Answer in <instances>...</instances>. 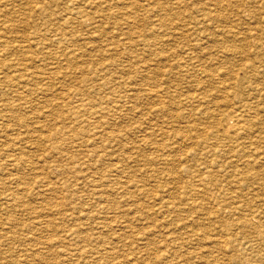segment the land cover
<instances>
[{
  "label": "rangeland",
  "instance_id": "rangeland-1",
  "mask_svg": "<svg viewBox=\"0 0 264 264\" xmlns=\"http://www.w3.org/2000/svg\"><path fill=\"white\" fill-rule=\"evenodd\" d=\"M259 17L264 0H0V264H264Z\"/></svg>",
  "mask_w": 264,
  "mask_h": 264
},
{
  "label": "bare ground",
  "instance_id": "bare-ground-1",
  "mask_svg": "<svg viewBox=\"0 0 264 264\" xmlns=\"http://www.w3.org/2000/svg\"><path fill=\"white\" fill-rule=\"evenodd\" d=\"M251 2H252V1H251ZM251 2H250V3H251ZM257 2H258V1H257ZM261 2H262V1H261ZM261 2H260V3H261ZM90 3H91V2H90ZM250 3H249V4H250ZM255 3H256V2H255ZM249 4H248V5H249ZM261 4H263V3H261ZM261 7H262V5H261ZM258 9H259V7H258ZM72 10H73V9H72ZM69 12H70V11H69ZM72 12H73V11H72ZM259 12H260V11H259ZM88 13H89V11H88ZM256 13H257V12H256ZM66 14H67V13H66ZM74 14H75V13H74ZM80 14H81V12H80ZM80 14L78 13V15H80ZM116 14H117V13H116ZM163 14H164V13H163ZM251 14H253V13H251ZM258 14H259V13H258ZM76 15H77V14H76ZM261 15H262V14H261ZM261 15H260V16H261ZM66 16H67V15H66ZM68 16H69V15H68ZM82 16H83V15H82ZM101 16H102V15H101ZM252 16H253V15H252ZM80 17H81V16H80ZM90 17H91V16H90ZM90 17H86V19H87V18H90ZM249 17H250V16H249ZM255 17H256V16H255ZM250 18H251V17H250ZM263 18H264V17H263ZM263 18L261 19V18L259 17L260 20H263ZM69 19H70V18H69ZM69 19H67V20H69ZM72 19H73V18H72ZM74 19H75V17H74ZM79 19H80V18H79ZM81 19H83V18H81ZM84 19H85V17H84ZM67 20H65V21H67ZM70 20H71V19H70ZM255 20H256V19H255ZM159 21H160V20H159ZM67 22H68V21H67ZM67 22H66V23H67ZM153 22H155V21H153ZM153 22H152V23H153ZM156 22H157V20H156ZM255 22H256V21H255ZM261 22L264 23V21H260V23H261ZM90 23H91V22H90ZM159 23H160V22H159ZM83 25H84V24H83ZM86 25H87V23H86ZM156 25H157V24H156ZM159 25H160V24H159ZM262 26H263V25H262ZM151 27H152V26H151ZM258 27H259V26H258ZM260 27H261V26H260ZM263 27H264V26H263ZM263 27H261V28L263 29ZM141 29H142V28H141ZM255 29H256V28H255ZM251 30H252V29H251ZM251 30H249V31H251ZM256 30L259 31V30H261V29L258 28V29H256ZM263 30H264V29H263ZM142 31H143V30H142ZM149 31H150V29H149ZM261 31H262V30H261ZM150 32H151V31H150ZM253 32H254V31H253ZM141 33H142V32H141ZM157 33H158V32H157ZM182 33H183V32H182ZM182 33H181V34H182ZM144 34H145V33H144ZM159 34H160V32H159ZM169 34H170V33H169ZM251 34H252V33H251ZM262 34H264V33H262ZM262 34H260V35H262ZM141 35H142V34H141ZM149 35H150V34H149ZM166 35H168V34H166ZM173 35H174V34H173ZM129 36H130V35H129ZM129 36H127V37H129ZM134 36H135V35H134ZM134 36H133V37H134ZM144 36H145V35H144ZM170 36H171V35H170ZM131 37H132V36H131ZM131 37H129V38H131ZM142 37H143V36H142ZM159 37H160V36H159ZM171 37H172V36H171ZM257 37H258V35H257ZM139 38H141V37H139ZM145 38H146V37H145ZM160 38H161V37H160ZM198 38H199V36H198ZM127 39H128V38H127ZM202 39H203V38H202ZM257 39H258V38H257ZM257 39H256V40H257ZM156 40H157V39H156ZM158 40H159V39H158ZM150 41H152V40H150ZM150 41L148 40V45H149V42H150ZM195 41H196V40H195ZM195 41H194V42H195ZM200 41H201V40H200ZM203 41H204V39H203ZM203 41H202V43H203ZM258 41H259V40H258ZM131 42H132V41H131ZM131 42H130V43H131ZM134 42H135V41H134ZM134 42H133V43H134ZM138 42H139V41H138ZM142 42H143V41H142ZM205 42H206V41H205ZM154 43H155V42H154ZM259 43H261V42L259 41ZM124 44H125V43H124ZM144 44H145V41H144ZM144 44H141V45H144ZM136 45H138V44H136ZM193 45H194V44H193ZM200 45H201V43H200ZM252 45H253V44H252ZM254 45H255V44H254ZM28 46H31V45H28ZM129 46H130V45H129ZM197 46H199V45H197ZM255 46L257 47V45H255ZM131 47H132V44H131ZM200 47H201V46H200ZM195 48H196V47H195ZM131 49H132V48H131ZM141 49H142V48H141ZM256 49H257V48H256ZM260 49H261V47H260ZM262 49H264V48H262ZM262 49H261V51H262ZM128 51H129V50H128ZM251 51H252V49H251ZM255 51H256V50H255ZM259 51H260V50H259ZM236 52H237V51H236ZM256 52H257V51H256ZM256 52H255V54H252V56H253V55H257L258 53L256 54ZM126 53H127V52H126ZM133 53H134V52H133ZM133 53H132V54H133ZM249 53H250V52H249ZM260 53H261V52H260ZM262 53H264V52H262ZM128 54H129V53H128ZM242 54H244V53H242ZM245 54H246V53H245ZM245 54H244V55H245ZM137 55H138V54H137ZM244 55H243V56H244ZM247 55H248V54H247ZM260 55H261V54H260ZM131 56H132V55H131ZM261 56H262V55H261ZM137 57H138V56H137ZM16 58H17V57H16ZM28 58H29V57H28ZM126 58H127V55H126ZM139 58H140V57H139ZM142 58H143V57H142ZM142 58H141V59H142ZM255 58H256V57H255ZM259 58H261V57H259ZM14 59H15V58H14ZM143 59H144V58H143ZM167 59H168V58H167ZM253 59H254V58H253ZM256 59L258 60V58H256ZM262 59H264V58H262ZM15 60H16V62H17V61L20 62V61L17 60V59H15ZM25 60H26V59H24V61H25ZM134 60H135V59H134ZM139 60H140V59H139ZM180 60L182 61V59H180ZM24 61H23V62H24ZM46 61H47V60H46ZM141 61H142V60H141ZM186 61H187V60H186ZM50 62H51V61H50ZM128 62H129V61H127V63H128ZM135 62H136V60H135ZM150 62H151V61H150ZM251 62H252V61H251ZM12 63H13V62H12ZM25 63H26V62H25ZM27 63H28V62H27ZM132 63H133V62H132ZM132 63H131V64H132ZM140 64H142V63H140ZM140 64H139V65H140ZM150 64H151V63H150ZM248 64H249V61L247 62L246 66H247ZM253 64H254V63H253ZM17 65H18V64H17ZM19 65H20V64H19ZM19 65H18V66H19ZM11 66H13V65H11ZM26 66H29V65H26ZM39 66H40V65H39ZM136 66H137V65H136ZM140 66H141V65H140ZM140 66H139V67H140ZM149 66H150V65H149ZM246 66H245V67H246ZM257 66H258V65H257ZM259 66H260V65H259ZM262 66H263V65H262ZM14 67H15V66H14ZM16 67H17V66H16ZM21 67H22V66H21ZM31 67H33V66H31ZM107 67H108V66H107ZM130 67H132V65H131ZM130 67L128 68L129 70L131 69ZM134 67H135V66H134ZM139 67H138V68H139ZM141 67H142V66H141ZM143 67H144V66H143ZM249 67H250V66H249ZM249 67H248V68H249ZM4 68H6V67H4ZM12 68H13V67H12ZM149 68H151V67H149ZM152 68H153V67H152ZM243 68H244V67H243ZM246 68H247V67H246ZM250 68H251V67H250ZM260 68H261V67H259V69H260ZM15 69H17V68H15ZM25 69H26V68H25ZM25 69H23V71H24ZM141 69H142V68H141ZM240 69H241V68H240ZM254 69H255V68H254ZM5 70H6V69H5ZM5 70H4V71H5ZM7 70H10V69H7ZM17 70H18V69H17ZM17 70H16V73H17ZM103 70H106V69L103 68ZM107 70L109 71V69H107ZM107 70H106V73H107ZM136 70H137V69H136ZM146 70H147V69L145 68V71H146ZM158 70H159V69H158ZM246 70H247V69H246ZM1 71H2V70H1ZM19 71H20V70H19ZM21 71H22V70H21ZM37 71H38V70H37ZM39 71H40V70H39ZM93 71H94V70H93ZM96 71H98V70L96 69ZM96 71H95V72H96ZM137 71H138V70H137ZM141 71H142V70H141ZM143 71H144V70H143ZM150 71H151V70H150ZM168 71H169V70H168ZM252 71H253V70H252ZM113 72H114V71H113ZM135 72H136V71H135ZM164 72L167 74V71H164ZM170 72H171V71H170ZM239 72H240V71H239ZM255 72H256V71H255ZM260 72H261V71H260ZM1 73H2V72H1ZM4 73H6V72H3V74H4ZM37 73H40V72H37ZM37 73H36V74H37ZM41 73H42V71H41ZM41 73H40V74H41ZM100 73H101V72H100ZM108 73H109V72H108ZM147 73L149 74L150 72H148V70H147ZM168 73H169V72H168ZM220 73H221V72H220ZM240 73H241V72H240ZM253 73H254V72H253ZM11 74H12V73H11ZM102 74H103V73H102ZM110 74H111V73H110ZM110 74H109V76H110ZM127 74H128V72H127ZM154 74H155V73H154ZM166 74H165V75H166ZM245 74H247V73H245ZM259 74H261V73H259ZM5 75H8V74H5ZM43 75H45V73H44ZM121 75H122V73H121ZM131 75H132V74H131ZM215 75H216V73H215ZM239 75H240V74H239ZM255 75H257V74L255 73ZM41 76H42V75H41ZM46 76H47V75H46ZM93 76H94V75H93ZM96 76H99V75H96ZM134 76H135V75H134ZM134 76H130V77H133V78H134ZM148 76H149V75H148ZM156 76H157V75H156ZM209 76H210V75H209ZM218 76H219V75H218ZM235 76H236V75H235ZM240 76H241V75H240ZM36 77H37V76H36ZM90 77H91V76H90ZM102 77H103V75H102ZM104 77H105V75H104ZM117 77H118V75H117ZM117 77H116V78H117ZM130 77H128V78H130ZM141 77H142V76H141ZM158 77H159V75H158ZM161 77H162V76L160 75V78H161ZM215 77H216V76H215ZM251 77H252V76H251ZM1 78H2V77H1ZM1 78H0V79H1ZM40 78H41V77H40ZM99 78H100V77H99ZM106 78H107V76H106ZM108 78H109V77H108ZM108 78H107V80H109ZM110 78H111V77H110ZM112 78H113V77H112ZM118 78H119V77H118ZM120 78H121V77H120ZM128 78H127V80H128ZM147 78H149V77H147ZM147 78H145V79H147ZM160 78H158V79H160ZM167 78H168V77H167ZM218 78H219V77H218ZM218 78H217V79H218ZM10 79H12V78H10ZM10 79H9V80H10ZM29 79H30V78H29ZM35 79H36V78H35ZM44 79H45V78H44ZM114 79H115V78H114ZM152 79H153V78H152ZM165 79H166V78H165ZM198 79H199V78H198ZM209 79H210V78H209ZM253 79H254V78H253ZM259 79H260V77H259ZM19 80L21 81L22 79H19ZM32 80H34V79H32ZM84 80H85V78H84ZM94 80H95V79H94ZM94 80H93V81H94ZM96 80H98V79H96ZM115 80H116V79H115ZM115 80H114V81H115ZM147 80H148V79H147ZM237 80H238V79H237ZM243 80H244V79H243ZM5 81H7L6 78H5ZM13 81H14V79H13ZM25 81H26V80H25ZM88 81H89V80H88ZM109 81H110V80H109ZM112 81H113V80H112ZM119 81H120V80H119ZM123 81H124V80H123ZM148 81H149V80H148ZM150 81H151V80H150ZM199 81H200V80H199ZM199 81H198V82H199ZM240 81H241V80H240ZM253 81H254V80H253ZM262 81H263V80H262ZM7 82H8V81H7ZM30 82H31V81H30ZM106 82H107V81H106ZM139 82H140V81H139ZM142 82H143V81H142ZM142 82H141V83H142ZM160 82H161V81H160ZM160 82H159V83H160ZM217 82L220 83V80L217 81ZM258 82L260 83L261 81L259 80ZM10 83H11V81H10ZM18 83H19V82H18ZM93 83H94V82H93ZM96 83H97V82H96ZM99 83H100V82H99ZM111 83H112V82H111ZM114 83H115V82H114ZM132 83H133V82H132ZM132 83H131V85H132ZM196 83H197V81H196ZM239 83H240V82H239ZM255 83H256V82H255ZM12 84H13V82H12ZM108 84H109V83H108ZM127 84H128V83H127ZM147 84H148V83H147ZM165 84H166V83H165ZM167 84H168V81H167ZM197 84H198V83H197ZM227 84L229 85V84H231V83L229 82V83H227ZM240 84H241V83H240ZM10 85H11V84H10ZM95 85H96V84H95ZM101 85H103V84L101 83ZM101 85H100V86H101ZM111 85H112V84H111ZM145 85H146V84H145ZM149 85H150V84H149ZM161 85L163 86L164 84H161ZM161 85H160V86H161ZM201 85H202V84H201ZM237 85H238V84H237ZM237 85L235 84L236 87H237ZM249 85H250V84H249ZM259 85H260V84H259ZM263 85H264V84H263ZM263 85H262V86H263ZM107 86H108V85H107ZM117 86H119V85H117ZM120 86H123V85H120ZM120 86H119V88H120ZM126 86H127V85H126ZM134 86H135V84H134ZM141 86H142V85H141ZM143 86H144V85H143ZM158 86H159V85H158ZM190 86H191V85H190ZM197 86H198V85H197ZM199 86H200V85H199ZM235 86H234V87H235ZM240 86H241V85H240ZM247 86H248V84H247ZM262 86H260V87H262ZM12 87H13V86H12ZM98 87H99V85H98ZM105 87H106V86H105ZM109 87H111V86L109 85ZM115 87H116V86H115ZM129 87H130V85H129ZM131 87H133V85H132ZM137 87H138V86H137ZM194 87H195V86H194ZM228 87H229V86H228ZM230 87H231V86H230ZM260 87H259V89H260ZM9 88H11V86H9ZM100 88H101V87H100ZM112 88H113V87H112ZM117 88H118V87H117ZM119 88H118V89H119ZM125 88H126V87H125ZM135 88H136V87H134V89H135ZM142 88H143V87H142ZM150 88H151V87H150ZM152 88H153V87H152ZM222 88H224V87H222ZM240 88H241V87H240ZM254 88H256V87L254 86ZM257 88H258V86H257ZM262 88H264V87H262ZM14 89H15V88H14ZM103 89H104V88H103ZM118 89H116V90H118ZM120 89H121V88H120ZM144 89H145V88H144ZM147 89H148V88H147ZM158 89H159V88H158ZM162 89H164V88H162ZM165 89H166V88H165ZM203 89H204V88H203ZM224 89H225V88H224ZM227 89H228V88H227ZM227 89H226V93H227V91H229V90H227ZM9 90H10V89H9ZM12 90H13V89H12ZM100 90H101V89H100ZM100 90H99V91H100ZM104 90H105V89H104ZM121 90H122V89H121ZM136 90H138V89H136ZM141 90H142V89H141ZM148 90H149V89H148ZM153 90H155V89H153ZM159 90H160V89H159ZM0 91H1V90H0ZM14 91L16 92V90H14ZM20 91H22V90H20ZM23 91H24V90H23ZM90 91H91V90H90ZM106 91H107V90H105V92H106ZM111 91H113V90H111ZM130 91H131V90H130ZM144 91H145V93H146L147 90H144ZM144 91H143V92H144ZM149 91H150V90H149ZM149 91H147V94H148ZM155 91H156V90H155ZM193 91H194V90H193ZM196 91H197V89H196ZM224 91H225V90H224ZM230 91H231V90H230ZM255 91H256V90H255ZM255 91H254V92H255ZM261 91H262V90H261ZM12 92H13V91H12ZM100 92H101V91H100ZM102 92H103V90H102ZM120 92H121V91H120ZM123 92H124V91H123ZM123 92H122V93H123ZM128 92H129V91H128ZM133 92H134V91H133ZM140 92H141V91H140ZM158 92H159V91H158ZM160 92H161V94H163L161 90H160ZM160 92H159V94H160ZM163 92H164V91H163ZM244 92H245V91H244ZM263 92H264V90H263ZM0 93H1V92H0ZM2 93H3V92H2ZM2 93H1V94H2ZM75 93H76V92H75ZM86 93H87V92H86ZM91 93H92V92H91ZM107 93H108V91H107ZM116 93H117V92H116ZM164 93H166V92H164ZM169 93H170V92H168V96H169ZM196 93H198V91H197ZM249 93H250V92H249ZM261 93H262V92H261ZM3 94H5V93H3ZM14 94H16V93H14ZM104 94H105V93H104ZM104 94L102 93V95H104ZM111 94H112V93H110V95H111ZM114 94H115V93H114ZM153 94H154V93H153ZM156 94H157V93H156ZM193 94H194V93H193ZM209 94H210V93H209ZM214 94H215V93H214ZM229 94H230V93H229ZM234 94H235V93H232V92H231V96H233ZM89 95H90V94H89ZM99 95H100V94H99ZM99 95H98V96H99ZM105 95H106V94H105ZM141 95H142V94H141ZM191 95H192V94H191ZM205 95H206V94H205ZM210 95H211V94H210ZM212 95H213V93H212ZM239 95H240V94H239ZM245 95H246V94H245ZM248 95H249V94H248ZM250 95H251V93H250ZM8 96H9V95H8ZM73 96H74V95H73ZM77 96H78V95H77ZM107 96H109V94H107ZM111 96H112V95H111ZM117 96H118V95H117ZM120 96H122V95L120 94ZM120 96H119V97H120ZM144 96H145V95H144ZM147 96H148V95H147ZM151 96H152V95H151ZM159 96H160V95H158L157 97H159ZM172 96H173V95H172ZM184 96H185V95H184ZM213 96H214V95H213ZM240 96H241V95H240ZM240 96H239V98H240ZM10 97H11V96H10ZM21 97H22V96H21ZM64 97H65V96H63V98H64ZM80 97H81V96H80ZM102 97L104 98L105 96H102ZM112 97H113V96H112ZM123 97H124V93H123L122 98H123ZM132 97H133V96H132ZM140 97H141V96H140ZM174 97H175V95H174ZM176 97H177V96H176ZM189 97H190V96H189ZM198 97H200V96H198ZM228 97H230V96H227V97H226L227 100L230 99V98H228ZM254 97H258V95H257V96H254ZM19 98H20V97H19ZM63 98H62V99H63ZM81 98H82V97H81ZM87 98H88V97H87ZM122 98H121V99H122ZM126 98H127V97H126ZM141 98H142V97H141ZM153 98L155 99L154 96H153ZM153 98H151V99H153ZM160 98H161V97H160ZM165 98H166V97H165ZM187 98H188V95H187ZM203 98H204V97H203ZM203 98H202V100H203ZM213 98H214V97H213ZM216 98H217V97H216ZM232 98H233V97H232ZM250 98H251V97H250ZM258 98H259V97H258ZM5 99H7V98H4V100H5ZM13 99H14V98H13ZM77 99H78V98H77ZM105 99H106V97H105ZM110 99H112V98H110ZM119 99H120V98H119ZM121 99H120V101H121ZM124 99H125V98H124ZM129 99H130V98H129ZM163 99H164V98H163ZM198 99H199V98H198ZM204 99H205V98H204ZM214 99H215V98H214ZM261 99H262V98H261ZM261 99H260V100H261ZM0 100H1V99H0ZM9 100L11 101L12 99H9ZM9 100H8V101H9ZM106 100H107V99H106ZM106 100H105V101H106ZM126 100H128V99H126ZM147 100H148V98H147ZM160 100H162V99H160ZM165 100H167V99H165ZM174 100H175V98H174ZM176 100H177V99H176ZM202 100H201V101H202ZM208 100H209V98H208ZM223 100H225L224 97H223ZM237 100H238V99H237ZM237 100H236V101H237ZM239 100H240V99H239ZM246 100H247V99H246ZM246 100H245V101H246ZM24 101H25V99H24ZM83 101H84V100H83ZM95 101H96V100H95ZM100 101H101V100H99V102H100ZM105 101H104V102H105ZM108 101H109V100H108ZM111 101H113V100H111ZM150 101H151V100H150ZM170 101H171V100H170ZM182 101H183V100H182ZM201 101H200V102H201ZM205 101L207 102V100H205ZM211 101H212V100H211ZM219 101H220V100H219ZM230 101H231V100H230ZM243 101H244V100H243ZM251 101H252V100H251ZM261 101H262V100H261ZM1 102H4V101L1 100ZM75 102H76V101H75ZM116 102H117V101H116ZM127 102H128V101H127ZM152 102H153V101H152ZM155 102H156V100H155ZM160 102H161V101H160ZM172 102H173V100H172ZM215 102H216V101H215ZM237 102H238V101H237ZM252 102H253V101H252ZM100 103H101V102H100ZM100 103H99V104H100ZM112 103H113V102H112ZM114 103H115V101H114ZM120 103H121V102H120ZM120 103H119V104H120ZM161 103H162V102H161ZM168 103H169V102H168ZM170 103H171V102H170ZM176 103H177V102H176ZM193 103H194V102H193ZM193 103H192V104H193ZM204 103H205V102H204ZM227 103H229V102H227ZM243 103H244V102H243ZM247 103H248V102H247ZM12 104H13V103H12ZM117 104H118V103H117ZM117 104H116V105H117ZM148 104H149V103H148ZM159 104H160V103H159ZM162 104H163V103H162ZM200 104H201V103H200ZM200 104H198L199 107H200ZM211 104H212V103H211ZM233 104H234V103H233ZM245 104H246V103H245ZM6 105H7V104H6ZM77 105H78V104H77ZM100 105H101V104H100ZM100 105H99V106H100ZM102 105H104V104H102ZM102 105H101V106H102ZM125 105H126V104H125ZM149 105H150V104H149ZM157 105H158V104H157ZM194 105L196 106V104H194ZM203 105H204V104H203ZM214 105H215V103H214ZM227 105H228V104H227ZM229 105H230V104H229ZM239 105H240V104H239ZM242 105H244V104H242ZM261 105H262V104H261ZM12 106L14 107V105H12ZM78 106H80V105H78ZM83 106H84V104H83ZM83 106H82V107H83ZM85 106H86V105H85ZM107 106H108V105H107ZM114 106H115V105H114ZM114 106H113V107H114ZM119 106H120V105H119ZM123 106H124V105H123ZM152 106H153V105H152ZM152 106H151V107H152ZM159 106H160V105H159ZM171 106H172V105H171ZM171 106H170V107H171ZM180 106H181V105H180ZM231 106H233V105H231ZM255 106H256V105H255ZM3 107H4V105H3ZM74 107L76 108V106H74ZM90 107H91V106H90ZM94 107H95V106H94ZM102 107H104V106H102ZM110 107H111V106H110ZM124 107H125V106H124ZM126 107H127V106H126ZM128 107H129V106H128ZM132 107H133V106H132ZM151 107H150V109H151ZM193 107H194V106H193ZM217 107H218V105H217ZM225 107H226V106H225ZM234 107H236V106H234ZM246 107H247V106H246ZM248 107H249V106H248ZM252 107H253V106H252ZM5 108H6V107H5ZM118 108H119V107H118ZM120 108H121V107H120ZM156 108H157V107H156ZM163 108H164V107H163ZM165 108H166V107H165ZM188 108H189V107H188ZM228 108H230V107H228ZM231 108H232V107H231ZM18 109H19V107H18ZM77 109H78V108H77ZM79 109H80V108H79ZM87 109H88V108H86V109H84V110H87ZM100 109H101V108H99L98 111H100ZM102 109H103V108H102ZM112 109H113V108H112ZM128 109H130V108H127V110H128ZM136 109H137V108H136ZM148 109H149V108H148ZM152 109H153V108H152ZM169 109H170V108H169ZM174 109H175V108H174ZM195 109H196V108H195ZM201 109H203V108H201ZM207 109H208V107H207ZM209 109H210V108H209ZM221 109H222V108H221ZM6 110L8 111V109H6ZM10 110H12V108H11ZM16 110H17V109H16ZM70 110H75V109H72V107H71ZM120 110H121V109H120ZM132 110H133V109H132ZM143 110H144V109H143ZM158 110H159V109H158ZM166 110H167V109H166ZM170 110H171V109H170ZM185 110H186V109H185ZM219 110H220V109H219ZM229 110H230V109H229ZM251 110H252V109H251ZM263 110H264V109H263ZM17 111H18V110H17ZM17 111H16V112H17ZM93 111H94V110H93ZM104 111H105V110H104ZM109 111H110V110H109ZM124 111H125V110H123V112H124ZM140 111H142V110H140ZM187 111H188V110H187ZM190 111H191V110H190ZM8 112H9V111H8ZM14 112H15V111H14ZM110 112H111V111H110ZM112 112H113V111H112ZM126 112H127V111H126ZM128 112H129V111H128ZM164 112H165V109H164ZM167 112H168V111H167ZM176 112H177V111H176ZM213 112H214V111H213ZM221 112H222V111H221ZM231 112H232V111H231ZM238 112H239V111H238ZM263 112H264V111H263ZM9 113H12V112H9ZM9 113H8V114H9ZM61 113H62V112H61ZM74 113H75V112H74ZM76 113H78V111H77ZM79 113H80V112H79ZM145 113H146V112H145ZM148 113H149V112H148ZM232 113H233V112H232ZM254 113H255V112H254ZM12 114H13V113H12ZM62 114H63V113H62ZM81 114H82V113H81ZM81 114H79L78 116H80ZM103 114H104V113H103ZM106 114H109V113L106 112ZM106 114H105V116H106ZM140 114H141V113H140ZM143 114H144V113H143ZM155 114H156V112H155ZM200 114H201V113H200ZM242 114H243V113H242ZM247 114H248V113H247ZM251 114H252V113H251ZM257 114H258V113H256V115H257ZM260 114H262V113H260ZM14 115H15V114H14ZM71 115H74V114L71 113ZM82 115H83V114H82ZM82 115H81V116H82ZM98 115H101V116H102V114H99V113H98ZM123 115H124V114H123ZM174 115H175V114H174ZM178 115H179V114H178ZM187 115H188V114H187ZM190 115H191V114H190ZM233 115H236V113L234 112ZM256 115H255V116H256ZM262 115H263V114H262ZM15 116H17V115H15ZM15 116H14V117H15ZM61 116H62V115H61ZM75 116H76V115H75ZM111 116H112V115H111ZM181 116H182V114H181ZM207 116H208V115H207ZM216 116H217V115H216ZM230 116H231V115H230ZM255 116H253V117H255ZM260 116H261V115H260ZM263 116H264V115H263ZM65 117H67V116H65ZM82 117H83V116H82ZM98 117H99V116H98ZM98 117H96L97 120H99ZM114 117H117V115H115ZM114 117H113V118H114ZM119 117H120V116H119ZM119 117H118V118H119ZM123 117H124V116H123ZM242 117H243V116H242ZM253 117H252V118H253ZM257 117H258V116H257ZM16 118H17V117H16ZM85 118H87V117H85ZM99 118H101V117H99ZM102 118H105V117H102ZM110 118H111V117H110ZM113 118H112V119H113ZM206 118H207V117H206ZM217 118H218V116H217ZM231 118H232V116H231ZM236 118H237V117H236ZM244 118H245V117H244ZM249 118H250V117H249ZM258 118H260V117H258ZM6 119H7V118H6ZM201 119H202V118H201ZM204 119H205V118H204ZM253 119H254V118H253ZM253 119H252V120H253ZM67 120H69V119H67ZM95 120H96V119H95ZM107 120H109V119L107 118ZM210 120H211V119H210ZM216 120L218 121V119H216ZM227 120H230V119H226V121H227ZM249 120H250V119H249ZM21 121H22V120H21ZM70 121H71V120H70ZM103 121H104V120H103ZM214 121H215V120H214ZM226 121H225V122H226ZM239 121H241V120H239ZM258 121H259V120H258ZM258 121H257V122H258ZM18 122H20V121H18ZM91 122H93V121H91ZM94 122H95V121H94ZM105 122H106V121H104V124L107 123V122H106V123H105ZM223 122H224V121H223ZM244 122H245V120H244ZM259 122H262V123H263V121H259ZM118 123H120V122H118ZM168 123H169V122H168ZM219 123H220V121H219ZM240 123H241V122H240ZM240 123H239V125H240ZM247 123H248V122H247ZM253 123H254V121H253ZM95 124H97V123H95ZM100 124H101V123H100ZM109 124H110V123H109ZM115 124H116V122H115ZM192 124H193V123H192ZM196 124H197V123H196ZM201 124H202V123H201ZM201 124H199V125H201ZM220 124H221V123H220ZM220 124H219V125H220ZM234 124H236V122L233 123V122H230V121L228 122V121H227L226 124H224V127L222 128V131H223L224 133H225V132H228V129H229L232 125H234ZM241 124H243V123H241ZM258 124L260 125L261 123H258ZM44 125H45V124H44ZM101 125H102V124H101ZM199 125H198V127H200ZM243 125H245V124H243ZM243 125H242V126H243ZM253 125H254V124H253ZM259 125H258V126H259ZM75 126H76V125H75ZM77 126H78V125H77ZM105 126H106V125H104V127H105ZM116 126H118V124H117ZM205 126H206V125H205ZM220 126H221V125H220ZM240 126H241V125H240ZM245 126H246V125H245ZM254 126H255V125H254ZM261 126H263V124H262ZM99 127H100V126H99ZM138 127L140 128V126H138ZM189 127H190V126H189ZM207 127H208V126H207ZM210 127H211V126H210ZM221 127H222V126H221ZM233 127H234V126H233ZM249 127H250V126H249ZM249 127H247V128H249ZM79 128H80V127H79ZM111 128H112V127H111ZM117 128H121V125H120V127H117ZM184 128H185V127H184ZM263 128H264V127H263ZM99 129H100V128H99ZM109 129H110V128H109ZM203 129H204V128H203ZM206 129H207V128H206ZM206 129H205V130H206ZM231 129H232V127H231ZM234 129H235V128H234ZM240 129H241V128H240ZM244 129H245V128H244ZM244 129H242V131H243ZM256 129H257V128H256ZM59 130H60V129H59ZM114 130H115V129H114ZM237 130L239 131L238 128H237ZM237 130H236V131H237ZM250 130H252V129H250ZM260 130H261V129H260ZM68 131H70V130H68ZM106 131H107V130H106ZM116 131H117V130H116ZM116 131H115V132H116ZM120 131H121V130H120ZM120 131H119V132H120ZM184 131H185V130H184ZM217 131H218V130H217ZM236 131H235V132H236ZM240 131H241V130H240ZM240 131H239V133H240ZM248 131H249V130H248ZM261 131H263V130H261ZM84 132H85V131H84ZM112 132H113V131H112ZM186 132H187V131H186ZM193 132H194V131H193ZM193 132H191V133H193ZM202 132H203V131H202ZM215 132H216V131H215ZM235 132H234V135H235L236 133L238 134V132H236V133H235ZM244 132H245V131H243L242 134H243ZM255 132H256V131H255ZM255 132H254V133H255ZM60 133H61V130H60ZM65 133H66V132H65ZM70 133H71V132H70ZM85 133H86V132H85ZM194 133H195V132H194ZM213 133H214V132H213ZM216 133H217V132H216ZM228 133H229V132H228ZM256 133H257V132H256ZM56 134H57V133H56ZM62 134H63V132H62ZM86 134H87V133H86ZM90 134H92V132H91ZM90 134H88V135L90 136ZM93 134H94V133H93ZM100 134H102V133H100ZM106 134H107V133H106ZM109 134H110V132H109ZM113 134H114V133H113ZM196 134H198V132H197ZM199 134H201V133L199 132ZM202 134H203V133H202ZM219 134H220V133H219ZM249 134H250V133H249ZM259 134H260V133H259ZM259 134H258V135H259ZM261 134H262V133H261ZM58 135H59V134H57V136H58ZM60 135H61V134H60ZM64 135H65V134H64ZM72 135H73V134H72ZM96 135H97V134H96ZM104 135H105V134H104ZM116 135H117V134H116ZM116 135H115V136H116ZM194 135H195V134H194ZM214 135H216V134H214ZM234 135H233V137H234ZM245 135H246V132H245ZM247 135H248V134H247ZM251 135H252V134H251ZM54 136H55V135H54ZM67 136H68V135H67ZM75 136H76V135H75ZM89 136H88L87 138H89ZM105 136H107V135H105ZM112 136H113V135H112ZM112 136H110V137H112ZM117 136H118V135H117ZM188 136H189V135H188ZM197 136H198V135H197ZM216 136H218V135H216ZM237 136H238V135H237ZM240 136H241V135H240ZM254 136H255V135H254ZM256 136H257V135H256ZM256 136H255V137H256ZM259 136H260V135H259ZM68 137H69V136H68ZM76 137H77V136H76ZM81 137H84V138H85L84 135L81 136ZM94 137H95V136H94ZM177 137H178V136H177ZM182 137H183V136H182ZM191 137H192V136H191ZM195 137H196V136H195ZM195 137H194L193 139H195ZM213 137H214V136H213ZM220 137H221V136H220ZM247 137H249V135H248ZM251 137L254 138V139L256 140L258 136H257L256 138L253 137V136H251ZM260 137H261V136H260ZM262 137H264V136H262ZM101 138H102V137H101ZM187 138H188V137H187ZM197 138H199V137H197ZM200 138H201V137H200ZM200 138H199V139H200ZM228 138H229V137H228ZM241 138H242V137H241ZM241 138H240V139H241ZM249 138H250V137H249ZM249 138H247V139H249ZM57 139H58V138H57ZM67 139H68V138H67ZM77 139H78V138H77ZM172 139H173V138H172ZM224 139H225V138H224ZM245 139H246V137H245ZM259 139H260V138H259ZM259 139H257V140H258L257 143H259ZM262 139H263V138H262ZM262 139H261V140H262ZM60 140H61V139H60ZM87 140H88V139H87ZM92 140H94V139H92ZM97 140H98V139H96V141H97ZM108 140H109V139H108ZM117 140H118V139H117ZM174 140H175V139H174ZM220 140H221V139H220ZM230 140H231V139H230ZM230 140H228V141H230ZM243 140H244V139H243ZM249 140H250V139H249ZM249 140H248V141H249ZM257 140H256V141H257ZM82 141H83V140H82ZM176 141H177V140H176ZM185 141H186V140H185ZM187 141H188V140H187ZM212 141H213V139H212ZM218 141H219V140H218ZM226 141H227V140H226ZM244 141H245V140H244ZM252 141H254V140H252ZM99 142H100V141H99ZM101 142H102V141H101ZM101 142H100V143H101ZM111 142H112V141H111ZM188 142H189V141H188ZM191 142H192V141H191ZM208 142H209V141H208ZM236 142H238V141H236ZM241 142H242V141H241ZM254 142H255V141H254ZM56 143H57V142H56ZM69 143H70V142H69ZM94 143H96V142H94ZM203 143H204V142H203ZM206 143H207V142H206ZM234 143H235V141H234ZM239 143H240V142H239ZM257 143H255V144H257ZM260 143H261V142H260ZM262 143H264V142H262ZM53 144H54V143H53ZM53 144H52V145H53ZM60 144H61V143H60ZM73 144H74V143H73ZM77 144H78V143H77ZM77 144H75V145H77ZM92 144H93V143H92ZM96 144H97V143H96ZM103 144H104V143H103ZM118 144H119V143H118ZM166 144H167V143H165V146H166ZM173 144H174V143H173ZM193 144H194V142H193ZM226 144H227V142H226ZM241 144H242V143H241ZM247 144H248V143H247ZM250 144H252V143L249 142V145H250ZM79 145H80V144H79ZM82 145H83V144H82ZM109 145H110V144H109ZM112 145H113V143H112ZM116 145H117V144H116ZM116 145H115V146H116ZM170 145H171V144H170ZM189 145H190V144H189ZM220 145H221V144H220ZM243 145H244V143H243ZM262 145H263V144H262ZM89 146H91V145H89ZM93 146H94V144H93ZM105 146H106V145H105ZM162 146H163V145H162ZM162 146H161V148H163ZM168 146H169V145H168ZM191 146H192V145H191ZM205 146H206V145H205ZM205 146H204V147H205ZM229 146H230V145H229ZM235 146H237L236 143L234 144V147H235ZM255 146H256V145H255ZM255 146H252V147H255ZM263 146H264V145H263ZM263 146H262V147H263ZM85 147H86V145H85ZM98 147H99V146H98ZM106 147H107V146H106ZM152 147H153V146H152ZM172 147H174V146L172 145ZM207 147H208V146H207ZM211 147H212V146H209V148H211ZM220 147H221V146H220ZM222 147H223V146H222ZM225 147H226V146H225ZM231 147H232V146H231ZM237 147H238V146H237ZM237 147H236V148H237ZM241 147H242V145H241ZM245 147H246V146H245ZM247 147H248V146H247ZM252 147H251V149H252ZM54 148H55V147H54ZM61 148H62V147H61ZM72 148H73V147H72ZM75 148H76V147H75ZM77 148H78V146H77ZM92 148H93V147H92ZM94 148H95V147H94ZM96 148H97V147H96ZM99 148H100V147H99ZM99 148H98V149H99ZM110 148H111V147H110ZM169 148H170V147H169ZM174 148H175V147H174ZM217 148H219V147H217ZM228 148H229V147H228ZM248 148H249V147H248ZM259 148H260V146H259ZM62 149H64V148H62ZM114 149H115V147H114ZM114 149H112V150H114ZM219 149H220V148H219ZM257 149H258V148H257ZM257 149H256V150H257ZM262 149H263V148H262ZM56 150H57V149H56ZM104 150H107V149L105 148ZM109 150H110V149H109ZM112 150H110V151H112ZM161 150H162V149H161ZM167 150H169V149H167ZM167 150H166V151H167ZM174 150H175V149H174ZM227 150H229V149H227ZM230 150H231V149H230ZM237 150H238V148H237ZM237 150H236V151H237ZM243 150H244V148H243ZM252 150H253V149H252ZM252 150H251V152H252ZM59 151H60V150L58 149V152H59ZM62 151H65V150H62ZM84 151H85V153H86L87 150H84ZM94 151H96V150L94 149ZM107 151H108V150H107ZM159 151H160V150H159ZM164 151H165V150H164ZM175 151H176V150H175ZM190 151H192V150H190ZM190 151H189V152H190ZM196 151H197V150H196ZM220 151H221V150H220ZM240 151H241V150H240ZM259 151H262V150H259ZM58 152H57V153H58ZM65 152L67 153V151H65ZM74 152H76V151H74ZM92 152H93V151H92ZM101 152L103 153V151H101ZM101 152H98V153H101ZM108 152H109V151H108ZM161 152H162V151H161ZM202 152H203V151H202ZM224 152H225V151H224ZM238 152H239V151H238ZM256 152H257V151H256ZM81 153H82V152H81ZM89 153H90V152H89V150H88V153H86V154H89ZM93 153H94V152H93ZM93 153H92V154H93ZM102 153H101V154H102ZM105 153H106V152H105ZM112 153L114 154V152H112ZM112 153H111V154H112ZM162 153H163V152H162ZM166 153H167V152H166ZM232 153H233V152H232ZM241 153H242V152H241ZM258 153H259V152H258ZM261 153H262V152H261ZM261 153H260V154H261ZM263 153H264V151H263ZM70 154H71V153H70ZM75 154H76V153H75ZM75 154H74V155H75ZM77 154H78V153H77ZM94 154H95V153H94ZM108 154H109V153H108ZM111 154H110V155H111ZM113 154H112V155H113ZM189 154H190V153H189ZM218 154H219V153H218ZM239 154H240V153H239ZM248 154H250V153L248 152ZM72 155H73V154H72ZM89 155H91V154H89ZM95 155H97V154H95ZM103 155H104V154H103ZM114 155H115V154H114ZM181 155H182V153H181ZM245 155H246V151H245ZM250 155H251V154H250ZM255 155H256V154H255ZM255 155H253V156H255ZM261 155H262V154H261ZM63 156H64V155H63ZM79 156H81V154H79ZM97 156H98V155H97ZM105 156H106V155H105ZM105 156H103V158H104ZM107 156H108V155H107ZM115 156H116V155H115ZM117 156H118V155H117ZM150 156H151V155H150ZM150 156H149V157H150ZM176 156H177V155H176ZM185 156H186V155H185ZM211 156H212V155H211ZM220 156H221V155H220ZM225 156H226V154H225ZM238 156H239V155H238ZM238 156H237V157H238ZM247 156H248V155H247ZM262 156H264V154H263ZM64 157H65V156H64ZM72 157H74V156H72ZM77 157H78V156H77ZM92 157H94V156H92ZM155 157H157V156L155 155ZM214 157H215V155H214ZM218 157H219V156H218ZM237 157H235V158H237ZM239 157H240V156H239ZM245 157H246V156H245ZM62 158H63V157H62ZM68 158H69V157H68ZM68 158H67V159H68ZM83 158H84V157H83ZM83 158H82V159H83ZM103 158H102V160H103ZM105 158H106V157H105ZM108 158L110 159L109 156H108ZM147 158H148V157H147ZM147 158H146V159H147ZM153 158H154V157H153ZM153 158H152V159H153ZM162 158H163V157H162ZM180 158H182V156H180ZM187 158H188V157H187ZM232 158H233V157H232ZM248 158H250V157H248ZM263 158H264V157H263ZM74 159L77 160V158H74ZM74 159H73V160H74ZM80 159H81V157H80ZM85 159H86V158H85ZM114 159H115V158H114ZM114 159H113V160H114ZM119 159H120V158H119ZM150 159H151V158H150ZM155 159H156V158H155ZM196 159H197V158H196ZM210 159H211V157H210ZM237 159H238V158H237ZM246 159H247V158H246ZM65 160H66V159H65ZM83 160H84V159H83ZM83 160H82V161H83ZM86 160H87V159H86ZM88 160H89V159H88ZM99 160H100V159H99ZM115 160H116V159H115ZM170 160H171V159H170ZM173 160H174V159H173ZM182 160H183V159H182ZM184 160H186V159H184ZM207 160H208V159H207ZM227 160H229V159H227ZM227 160H226V161H227ZM231 160H233V159H231ZM240 160H241V158H240ZM244 160H245V159H244ZM110 161H111V160H110ZM148 161H149V160H148ZM174 161H175V160H174ZM222 161H223V160H222ZM234 161H235V160H234ZM234 161H232V162H234ZM237 161H239V160H237ZM80 162H81V161H79V163H76V164L78 165V164H80ZM120 162H121V161H120ZM172 162H173V161H172ZM187 162H188V161H187ZM232 162H231V163H232ZM246 162H247V161H246ZM71 163H72V162H71ZM74 163H75V162H74ZM74 163H73V164H74ZM88 163H89V162H88ZM91 163H92V162H90V164H91ZM118 163H119V162H118ZM190 163H191V162H190ZM85 164H87V163H85ZM92 164H94V163H92ZM198 164H199V163H198ZM211 164H212V161H211ZM244 164H246V163H244ZM244 164H241V165L243 166ZM248 164H249V163H248ZM248 164H246V165H248ZM68 165H69V164H68ZM70 165H71V164H70ZM81 165H83V164L81 163ZM81 165H79V166H81ZM113 165H114V164H113ZM113 165H112V166H113ZM115 165H117V164H115ZM120 165H121V164H120ZM208 165H209V164H208ZM225 165H227V164H225ZM230 165H231V164H230ZM66 166H67V165H66ZM66 166H65V167H66ZM91 166H93V165H91ZM188 166H190V165H188ZM188 166H187V167H188ZM194 166H195V165H194ZM232 166H233V165H232ZM71 167H72V166H71ZM86 167H87V166H86ZM86 167H84V168H86ZM119 167H120V166H119ZM192 167H193V166H192ZM208 167H209V166H208ZM220 167H221V166H220ZM250 167L252 168V165H250ZM60 168H61V167H60ZM72 168H73V167H72ZM190 168H191V167H190ZM190 168H188V169H190ZM204 168H205V167H204ZM217 168H218V167H217ZM224 168H226V167H224ZM227 168H229V167H227ZM231 168H232V167H231ZM251 168H249V169H251ZM64 169H65V168H64ZM79 169H80V168H79ZM86 169H90V168L87 167ZM86 169H84V170H86ZM93 169H94V167H93ZM110 169H111V168H110ZM112 169H113V168H112ZM182 169H184V168H182ZM206 169H207V166H206ZM220 169H221V168H220ZM233 169H234V168H233ZM252 169H253V168H252ZM65 170H66V171H67V170H68V171H71V170H69V169H65ZM81 170H83V168H82ZM114 170H115V169H114ZM186 170H187V169H186ZM195 170H196V169H195ZM215 170H216V169H215ZM217 170H218V169H217ZM236 170H237V169H236ZM66 171H65V172H66ZM78 171H79V170H78ZM91 171H92V170H91ZM109 171H110V170H109ZM213 171H214V170H213ZM213 171H211V172H213ZM225 171H226V169H225ZM228 171H229V170H228ZM65 172H64V174H66ZM74 172H75V171H74ZM80 172H81V171H80ZM85 172H86V171H85ZM184 172H185V171H184ZM191 172H192V171H191ZM230 172H231V170H230ZM233 172H234V170H233ZM233 172H231V173H233ZM255 172H256V171H255ZM257 172H258V171H257ZM58 173H59V172H58ZM71 173H72V172H71ZM77 173H79V172H77ZM83 173H84V172H83ZM92 173H93V172H92ZM201 173L203 174V172H201ZM215 173L217 174V172H215ZM84 174H85V173H84ZM90 174H91V173H90ZM93 174H94V173H93ZM181 174H182V172H181ZM189 174H190V173H189ZM191 174H192V173H191ZM194 174H195V173H194ZM70 175H71V174H70ZM70 175H69V176H70ZM81 175H82V173H81ZM224 175H225V174H224ZM228 175H229V174H228ZM231 175H233V174H231ZM235 175H238V174H235ZM86 176H87V175H86ZM86 176H85V177H86ZM94 176H95V175H94ZM191 176H192V175H191ZM211 176H212V175H211ZM217 176H219V174H218ZM100 177H101V176H100ZM215 177H216V176H215ZM72 178H73V177H72ZM76 178H77V177H76ZM86 178H87V177H86ZM88 178H89V177H88ZM90 178H91V177H90ZM198 178H199V176H198ZM198 178H197V179H198ZM79 179H80V178H79ZM92 179H93V178H92ZM92 179H91V180H92ZM96 179H97V178H96ZM69 180H70V179H69ZM88 180H89V179H88ZM92 181H93V180H92ZM95 181H96V180H95ZM78 187H80V186H78ZM97 190H98V189H97ZM99 191H100V190H99ZM158 191H159V190H158ZM158 191H157V193H158ZM160 192H161V190H160ZM93 193H94V192H93ZM98 193H99V192H98ZM98 193H97V194H98ZM157 193H156V194H157ZM94 194H95V193H94ZM101 194H102V193H101ZM101 194H100V196H101ZM152 194H153V193H152ZM72 196H73V195H72ZM160 196H161V199H162V195H160ZM70 197H71V196H70ZM156 197H157V195H156ZM99 198H101V197H99ZM154 198H155V197H154ZM159 198H160V197H159ZM79 200H80V199H79ZM94 200L96 201V199H94ZM101 200H102V199H101ZM232 200H233V199H232ZM99 201H100V200H99ZM233 201H234V200H233ZM60 202H61V201H60ZM93 202H94V201H93ZM234 202H235V201H234ZM58 203H59V202H58ZM100 203H101V202H100ZM104 203H105V201H104ZM95 204H96V203H95ZM160 204H161V203H160ZM160 204L158 203L157 205H160ZM230 204H231V203H230ZM61 205H62V204H61ZM96 205H97V204H96ZM102 205H104V204L102 203ZM106 205H107V204H106ZM100 206H101V204H100ZM100 206H99V207H100ZM161 206H162V205H161ZM95 207L98 209V206H95ZM159 207H160V206H159ZM65 208H66V207H65ZM102 208H103V206H102ZM67 209H68V207H67ZM67 209H66V210H67ZM157 209H158V208H157ZM161 209H162V208H161ZM68 210H69V209H68ZM99 210H100V209H99ZM97 211H98V210H97ZM100 211H102V210H100ZM104 211H105V210H104ZM163 212H164V210H163ZM261 212H262V211H261ZM263 212H264V211H263ZM261 219H262V218H261ZM248 221H249V220H248ZM99 225H100V224H99ZM8 226H9V225H8ZM9 228H10V227H9ZM7 229H8V228H7ZM7 229H6V230H7ZM222 241H223V240H222ZM84 253H85V252H84ZM85 256H86V255H85ZM260 257H261V256H259V258H260ZM262 257H263V255H262ZM260 259H261V258H260ZM262 260H263V259H262ZM250 264H251V263H250Z\"/></svg>",
  "mask_w": 264,
  "mask_h": 264
}]
</instances>
